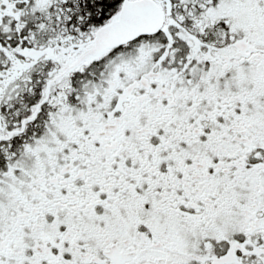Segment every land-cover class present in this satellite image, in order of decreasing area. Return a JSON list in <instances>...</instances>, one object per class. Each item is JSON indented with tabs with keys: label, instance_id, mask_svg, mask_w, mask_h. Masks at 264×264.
I'll return each mask as SVG.
<instances>
[{
	"label": "snow or ice",
	"instance_id": "obj_1",
	"mask_svg": "<svg viewBox=\"0 0 264 264\" xmlns=\"http://www.w3.org/2000/svg\"><path fill=\"white\" fill-rule=\"evenodd\" d=\"M0 264H264V0H0Z\"/></svg>",
	"mask_w": 264,
	"mask_h": 264
}]
</instances>
